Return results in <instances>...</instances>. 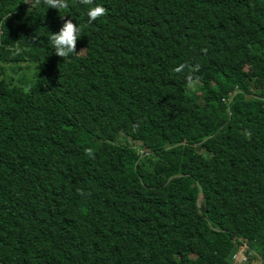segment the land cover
Wrapping results in <instances>:
<instances>
[{
    "label": "trees",
    "instance_id": "trees-1",
    "mask_svg": "<svg viewBox=\"0 0 264 264\" xmlns=\"http://www.w3.org/2000/svg\"><path fill=\"white\" fill-rule=\"evenodd\" d=\"M68 2L0 0V264H264V0Z\"/></svg>",
    "mask_w": 264,
    "mask_h": 264
},
{
    "label": "clouds",
    "instance_id": "clouds-1",
    "mask_svg": "<svg viewBox=\"0 0 264 264\" xmlns=\"http://www.w3.org/2000/svg\"><path fill=\"white\" fill-rule=\"evenodd\" d=\"M24 3L30 5V7L42 3L43 5H46L47 8L51 7L58 12L61 10H67L70 7L68 0H24ZM79 3L81 5L89 6L86 12L87 23L89 25L107 15L108 10L104 6L94 3V0H79ZM61 17L63 18V15H61ZM7 18L8 16L5 17V20ZM82 32L83 26L73 23L72 19H64L62 26L57 32H50L49 39L51 40L55 55L64 60L81 52L83 49L77 51L76 45ZM186 67H188L186 64L180 63L173 68V71L177 74H181L185 72ZM85 152L86 155L94 158L93 150L91 148L86 149Z\"/></svg>",
    "mask_w": 264,
    "mask_h": 264
},
{
    "label": "rangeland",
    "instance_id": "rangeland-1",
    "mask_svg": "<svg viewBox=\"0 0 264 264\" xmlns=\"http://www.w3.org/2000/svg\"><path fill=\"white\" fill-rule=\"evenodd\" d=\"M38 76V69L34 63H6L0 65V78L4 79V81L9 84L27 87L32 84L38 78ZM195 87L196 86L193 84L190 85L189 91H193ZM203 208V205L200 204V209L203 210ZM237 254H239V252H237L236 255ZM258 258L259 257L257 256V259Z\"/></svg>",
    "mask_w": 264,
    "mask_h": 264
},
{
    "label": "built area",
    "instance_id": "built-area-1",
    "mask_svg": "<svg viewBox=\"0 0 264 264\" xmlns=\"http://www.w3.org/2000/svg\"><path fill=\"white\" fill-rule=\"evenodd\" d=\"M245 249V245H243V248H240L239 254L236 255V253L233 255L232 259L236 260L238 262H241L242 264L247 262V256L246 254L243 252V250Z\"/></svg>",
    "mask_w": 264,
    "mask_h": 264
}]
</instances>
